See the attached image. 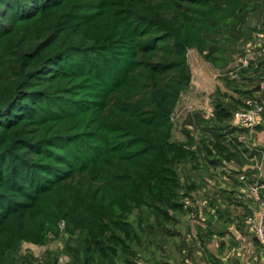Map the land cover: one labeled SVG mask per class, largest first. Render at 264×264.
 <instances>
[{"label": "trees", "instance_id": "trees-1", "mask_svg": "<svg viewBox=\"0 0 264 264\" xmlns=\"http://www.w3.org/2000/svg\"><path fill=\"white\" fill-rule=\"evenodd\" d=\"M263 7L264 0H0V264H59L60 251L35 258L20 249L62 234L67 264H158L152 238L179 237L192 210L185 200L195 199L182 167L243 161L249 149L234 133L250 129L233 113L263 94L254 88L264 82L257 56L239 78L223 77L212 116L192 113L176 140L173 113L192 81L188 51L223 71L240 43L262 32L248 17Z\"/></svg>", "mask_w": 264, "mask_h": 264}, {"label": "crops", "instance_id": "crops-1", "mask_svg": "<svg viewBox=\"0 0 264 264\" xmlns=\"http://www.w3.org/2000/svg\"><path fill=\"white\" fill-rule=\"evenodd\" d=\"M257 125L259 134L264 130V120ZM245 132L237 131L234 135L238 138ZM257 140L253 139L249 144L242 141V147L249 149L244 152L243 161L236 163L232 160L218 168H204L198 180L193 181L196 186L193 195L202 201L206 210L204 216L203 210L200 212L198 219L182 217L180 231L188 245L184 241L183 263L179 264H264L259 240L245 222L247 215H257L260 210L259 202L249 191L248 182H244L245 179L250 182L264 180V144L260 138ZM242 176L246 178L241 179ZM218 209L226 210L228 215L218 217ZM233 224L235 233L228 230Z\"/></svg>", "mask_w": 264, "mask_h": 264}, {"label": "rangeland", "instance_id": "rangeland-1", "mask_svg": "<svg viewBox=\"0 0 264 264\" xmlns=\"http://www.w3.org/2000/svg\"><path fill=\"white\" fill-rule=\"evenodd\" d=\"M248 23L251 27H256L262 32L256 31L253 33L254 35H251V37L247 41L241 42L240 48L242 51L236 55V58L229 64V66L223 69V71H220L219 69L214 67L210 62H208L197 49L195 48L189 49L188 59L192 69V81L189 89L182 94L179 103L176 106L173 113V120L175 123L174 138L176 140H182L185 138V134L183 130L185 127H187L186 122L189 115L198 111L201 113L203 112V115L206 118L212 116L214 91L217 89V87H220L223 91L226 90L224 86L223 77L230 76V79H236L240 77V75L236 77L235 75L238 74L239 68L242 67L241 59L247 57L250 60H252L255 59L254 57L264 56L263 55L264 54V7L263 9H260L257 13L256 12L251 13L248 17ZM240 82L242 83V81ZM188 127L189 129H193L194 132L196 131L195 125H189ZM199 135L200 134L197 133V138ZM257 138H260L262 140V144H264V130L263 132L261 131L259 134H257L255 128L254 132L249 130L248 132H245L244 135L242 134L238 135V139L240 141H244L245 144H247L246 141L249 144V142L253 141V139L257 140ZM240 148L243 147L240 146ZM203 156L204 154L202 153V157ZM205 167L201 166L199 169H193L191 164L183 166L182 179L184 183L197 181L199 174L201 173V170H203ZM193 202L196 205L195 207L196 212L194 214V218L198 219V217H200L199 214L202 210H203L202 215L204 216L206 208L204 205L201 204L202 201L199 200V198H197L194 199ZM138 215L139 212H136L132 214L131 217L132 219H135L136 216ZM187 216L189 217V214L186 215V217ZM144 219H145V224L143 222L142 225L147 229V224L149 223V221L146 218ZM154 223H156V220H154ZM246 225L249 228L247 222ZM61 227H63V224L61 225ZM170 227L172 226L170 225ZM179 227L180 230H182L181 223L179 224L177 229H179ZM159 231H162V229H158L156 232ZM181 234L179 237L178 235L176 236L166 235L165 241L163 240L161 241L160 238L162 236L160 234L152 238V241L158 238L157 245L153 244L152 245L153 248L151 250L154 251L155 254L154 257L158 261V264H179L182 262L183 256L181 250L182 248H184L183 245L185 240H183ZM64 243H65V235L62 234L58 237L53 235L51 236L49 241L44 245H36L31 243L29 244L27 242L22 243L20 253L22 255H24L25 253H29L32 254L35 258H40L45 254L47 250H56L61 252L58 263L67 264L69 261V257L62 252L64 248ZM161 244L163 246H161ZM185 244L188 245V242L185 241Z\"/></svg>", "mask_w": 264, "mask_h": 264}, {"label": "built area", "instance_id": "built-area-1", "mask_svg": "<svg viewBox=\"0 0 264 264\" xmlns=\"http://www.w3.org/2000/svg\"><path fill=\"white\" fill-rule=\"evenodd\" d=\"M256 58V57H254ZM249 58L241 59L242 66H247ZM240 66V65H239ZM263 94L256 97H249L245 100V106L233 113V119L237 125L245 126L254 131L257 124L264 120V86ZM241 179H245L244 176ZM250 193L260 204V210L257 215H247L246 222L253 231L255 237L259 240L261 250L264 254V182H252L248 184ZM186 206L191 208L189 217L194 218L196 205L192 199L185 200Z\"/></svg>", "mask_w": 264, "mask_h": 264}, {"label": "water", "instance_id": "water-1", "mask_svg": "<svg viewBox=\"0 0 264 264\" xmlns=\"http://www.w3.org/2000/svg\"><path fill=\"white\" fill-rule=\"evenodd\" d=\"M262 87V83H259L258 85H256L254 88L258 89ZM229 231L235 233L236 229H235V224H233L231 227L228 228Z\"/></svg>", "mask_w": 264, "mask_h": 264}]
</instances>
